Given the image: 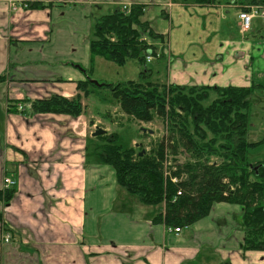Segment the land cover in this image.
Listing matches in <instances>:
<instances>
[{"label":"crops","instance_id":"crops-1","mask_svg":"<svg viewBox=\"0 0 264 264\" xmlns=\"http://www.w3.org/2000/svg\"><path fill=\"white\" fill-rule=\"evenodd\" d=\"M13 1L16 9L0 0V190L9 176L17 191L9 204L0 200V264H264V250L244 248L240 204L215 203L206 217L169 230L156 221L165 205L140 203L96 154L93 133L102 126L112 134L110 124L85 114L31 113L32 99L71 98L80 93L79 81L98 83L91 74L98 60L90 55L92 26L118 7L145 5L150 27L161 36L149 42L167 64V81L160 83L249 86L264 75L262 58L249 74L262 49L258 54L239 30L242 36L219 37L215 57L207 49L216 39L211 30L198 42L185 38L196 47L188 54L173 33V8L191 4L176 0ZM225 4L195 2L205 20L218 8L228 22L234 9L239 29L240 9L249 1ZM9 101L24 110L10 111ZM109 110L107 120L132 117L118 103Z\"/></svg>","mask_w":264,"mask_h":264},{"label":"trees","instance_id":"trees-1","mask_svg":"<svg viewBox=\"0 0 264 264\" xmlns=\"http://www.w3.org/2000/svg\"><path fill=\"white\" fill-rule=\"evenodd\" d=\"M248 1L264 5V0ZM145 8L139 3L118 7L96 19L89 44L91 59L103 57L118 65L130 59L146 62L154 47L143 34L161 36L150 27ZM90 83L94 84L79 81L80 93L71 98L53 94L32 99L31 113L81 116L85 111L82 99L92 91ZM100 86H108L121 110L134 119L152 122L158 116L166 122L167 135L144 154L142 147L124 149L115 142L113 133L96 136L106 138L96 145L95 152L102 163L115 169L119 186L143 205L164 204L165 211L156 221L167 228L190 226L206 217L218 202L240 204L244 210V248L264 250V159L251 162L248 156L250 149L264 145V136L256 142L248 139L253 98L258 90L264 92V83L190 86L128 80ZM17 105L9 102V110L17 111ZM180 153L188 159L173 164L176 169L166 174L165 160ZM16 185L0 190L5 205L13 199Z\"/></svg>","mask_w":264,"mask_h":264},{"label":"rangeland","instance_id":"rangeland-1","mask_svg":"<svg viewBox=\"0 0 264 264\" xmlns=\"http://www.w3.org/2000/svg\"><path fill=\"white\" fill-rule=\"evenodd\" d=\"M181 4H191L189 6L182 5L180 7L173 8V33L177 37V42L184 46L188 54L192 53L196 47L190 45L187 39L194 38L196 42L203 35L211 33V30L216 33V39L213 45L207 46L210 53L215 54L218 57V52L220 51V41L219 37H229L231 38V32L238 34V26L235 21L236 13L234 9H228L230 11V21H226L221 16V10L214 8L215 14L210 15L211 19L205 20L202 16V7L195 5L196 0H176ZM223 6L226 5V0H220ZM231 2V0H228ZM244 1V0H239ZM227 13V12H225ZM99 19V18H97ZM207 28H205V26ZM188 33L192 34V37L187 36ZM238 35L242 36L241 33ZM246 41L250 45H254L256 52L262 49V54L264 56V26L260 21H254L251 31L246 32ZM213 47V48H212ZM259 54V53H258ZM256 56L253 67L250 69L251 77L254 76V71L256 64L259 59L262 58L261 69L264 70V57ZM252 62V61H251ZM94 71L91 73L93 79L97 80L98 83H90L89 88L92 90L88 97H83L85 111V118L93 116L95 120H101L105 124H110L113 130V135H115V142L123 145V148L131 147H142L143 151L148 152L157 143L161 141L167 135L166 122L162 117H156L151 123L141 122L132 117H124L117 120H107L106 111L117 106V100L112 96L111 90L108 86H100L101 84L126 82L128 80L135 81H152L161 82L167 81V64L159 60L154 59L153 61H146L141 64L138 59H130L125 65H118L112 61H109L103 57H98L95 63ZM145 69L150 70L151 74L144 76L142 71ZM255 83H264V75L259 74L256 76ZM82 99V100H83ZM254 106L251 111V128L248 135L250 141L256 142L260 141L264 136V92L257 91L253 98ZM10 102V101H9ZM206 103H209L206 101ZM22 104V103H18ZM17 109L22 111L24 109ZM102 122V123H103ZM98 123V122H97ZM99 122V125H102ZM103 123V124H104ZM102 128V126H100ZM103 129V128H102ZM97 143H102L106 138L97 137ZM142 145V146H141ZM249 159L251 162L262 161L264 159V145H260L256 148L249 150ZM169 156L171 163L175 165L176 162L183 163L188 159V155L185 153H180L177 157ZM215 159V158H213ZM171 164V165H172ZM170 165V166H171Z\"/></svg>","mask_w":264,"mask_h":264},{"label":"built area","instance_id":"built-area-1","mask_svg":"<svg viewBox=\"0 0 264 264\" xmlns=\"http://www.w3.org/2000/svg\"><path fill=\"white\" fill-rule=\"evenodd\" d=\"M10 1H11L12 8L16 9L18 7L16 2L13 1V0H10ZM238 16H239V19H240V31H241V33L245 34L246 32H248V31H250L252 29L253 22H254V20L256 18H260L263 21V23H264V5H254V4H252V5L243 6V8L240 9V12H239ZM150 37L151 36H149L148 33L144 34V38L147 40V42L149 44H151L149 42ZM160 55H161V53H159L155 49H150L149 53L146 55V60L147 61H152V60H154L156 58H159ZM18 108L19 109H24V106L22 104H19ZM171 164H172L171 160H169V159L165 160L164 167H165V173L166 174H171V170L173 168ZM16 184H17V182L13 178H11L9 176L5 177L4 188H9V187H12V186H14ZM172 229H173L172 227H169V230H172ZM174 230L176 232H180L182 229H180L179 227H175ZM9 239H10V237H9V235H7L5 237V241L8 242V241H10Z\"/></svg>","mask_w":264,"mask_h":264},{"label":"water","instance_id":"water-1","mask_svg":"<svg viewBox=\"0 0 264 264\" xmlns=\"http://www.w3.org/2000/svg\"><path fill=\"white\" fill-rule=\"evenodd\" d=\"M106 130L102 128H97L96 131L93 133L94 136L103 134ZM145 151H142L141 154H144Z\"/></svg>","mask_w":264,"mask_h":264}]
</instances>
